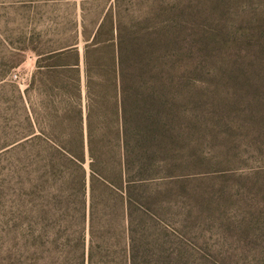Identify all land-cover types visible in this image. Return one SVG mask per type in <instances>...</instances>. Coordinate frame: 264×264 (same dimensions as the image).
Segmentation results:
<instances>
[{
  "label": "rangeland",
  "instance_id": "374dc122",
  "mask_svg": "<svg viewBox=\"0 0 264 264\" xmlns=\"http://www.w3.org/2000/svg\"><path fill=\"white\" fill-rule=\"evenodd\" d=\"M75 157L87 213L94 171L142 184L134 264H264V0H0V264H35Z\"/></svg>",
  "mask_w": 264,
  "mask_h": 264
},
{
  "label": "trees",
  "instance_id": "16d2710c",
  "mask_svg": "<svg viewBox=\"0 0 264 264\" xmlns=\"http://www.w3.org/2000/svg\"><path fill=\"white\" fill-rule=\"evenodd\" d=\"M125 170L130 166V151L124 150ZM77 157L52 161L54 168L69 171L81 168ZM68 170V171H67ZM82 170V168H81ZM78 172V170H77ZM73 173V172H72ZM77 183L81 192L75 200L66 195L61 222L52 233L46 232L37 242L41 254L35 257V264H134L133 249L136 242L135 215L147 217L155 226L154 216L148 215L139 204L144 198L135 192L140 182L127 181L126 187H119L111 179L94 171L90 176V204L86 212L84 171L79 170ZM125 181V180H124ZM87 230V232H86ZM88 234V236H87ZM119 247L118 252L112 251Z\"/></svg>",
  "mask_w": 264,
  "mask_h": 264
},
{
  "label": "crops",
  "instance_id": "0c3cea01",
  "mask_svg": "<svg viewBox=\"0 0 264 264\" xmlns=\"http://www.w3.org/2000/svg\"><path fill=\"white\" fill-rule=\"evenodd\" d=\"M44 55H38L34 57L33 60L28 59V61L25 63V67L22 69L27 78L30 79L33 82V86L38 89V92L40 93L41 98L44 97L45 89L47 86L46 78L50 73H52L55 70H58L59 72L62 70L65 72V70L69 67L67 65H50L46 63L47 61L43 59ZM74 67V66H71ZM77 67V66H75ZM82 117V115H81ZM62 121H65L64 118L61 119ZM80 122L83 123V119H80ZM60 145H66V142H59Z\"/></svg>",
  "mask_w": 264,
  "mask_h": 264
},
{
  "label": "built area",
  "instance_id": "2783aa9c",
  "mask_svg": "<svg viewBox=\"0 0 264 264\" xmlns=\"http://www.w3.org/2000/svg\"><path fill=\"white\" fill-rule=\"evenodd\" d=\"M13 78H14L15 80H20L22 77H21V74L15 72V73L13 74Z\"/></svg>",
  "mask_w": 264,
  "mask_h": 264
}]
</instances>
